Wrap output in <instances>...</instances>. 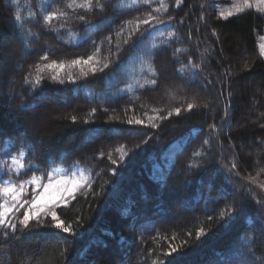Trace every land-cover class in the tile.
<instances>
[{
	"label": "trees",
	"instance_id": "trees-1",
	"mask_svg": "<svg viewBox=\"0 0 264 264\" xmlns=\"http://www.w3.org/2000/svg\"><path fill=\"white\" fill-rule=\"evenodd\" d=\"M86 3L0 0V188L87 182L68 232L0 226V264H264L263 15Z\"/></svg>",
	"mask_w": 264,
	"mask_h": 264
},
{
	"label": "rangeland",
	"instance_id": "rangeland-1",
	"mask_svg": "<svg viewBox=\"0 0 264 264\" xmlns=\"http://www.w3.org/2000/svg\"><path fill=\"white\" fill-rule=\"evenodd\" d=\"M210 1L215 2L218 14L220 16H222L221 14H223V17L230 16V15L237 14V13H241V12L236 11V7L239 6V7L243 8V6L246 2L248 4H251L252 7L244 8V10L242 12H245L248 10H253V11L263 15V17H264V11L258 10L257 5H256V0H210ZM259 7L264 8V5H260ZM261 46H264V32H263L262 36H260V38H259L260 52H261ZM56 168L50 172H46V173L44 172V173L32 175L27 180L28 183L20 184V186L18 188H16L17 192L20 193L19 203L16 201H13L10 196H4L3 194H0V205H3L5 207H12L13 205H15V207L12 208V211L7 213V215L5 217V220L7 222L6 225L12 224V222H14V221L22 220L25 212L29 213L30 218H34V217H32L33 212H39V215L51 213L54 206H57L58 204L65 203L68 200L67 198H69L70 196L79 192L80 190L84 189L87 186L86 185L87 182L85 181V178L82 179V176H80V175L73 176L71 174L69 175V174L61 171V169H56ZM33 177H35L38 180L39 186L29 183V181H31V179ZM50 177H51V183L53 185H56V182L58 180H69V179H75L79 183H78L76 191L72 195H67L65 193L64 198L63 199L58 198L56 204L47 203L50 196H56L57 195L55 189H50L49 193L45 195V200L40 201L36 205V207L33 208L31 206L32 198L34 196L39 198L40 194L44 192L43 185H47L49 183ZM22 185H23V188L21 191ZM4 186H2V187H4ZM9 186H11V185L9 184ZM68 187H71V184H69ZM21 204H23V207L20 206ZM41 208H43L44 211H40ZM6 225H4V226H6Z\"/></svg>",
	"mask_w": 264,
	"mask_h": 264
},
{
	"label": "snow or ice",
	"instance_id": "snow-or-ice-1",
	"mask_svg": "<svg viewBox=\"0 0 264 264\" xmlns=\"http://www.w3.org/2000/svg\"><path fill=\"white\" fill-rule=\"evenodd\" d=\"M181 2V0H177V5H179ZM256 5H257V8L258 10L260 11H264V8H261L259 7L260 5H264V0H256ZM69 7H71V4L69 5ZM81 7H84L86 9H89L90 8V0H89V3H86L84 5H81ZM249 7H252L251 4H248L247 2L244 4L243 8L242 7H239L237 6L236 7V11L237 12H242L244 10V8H249ZM161 8H164L165 11H167V8L165 7V5L163 4V2L161 3ZM159 9H157L158 11ZM222 15V18H223V14ZM20 17L19 15L17 16V20H19ZM53 19V15H48L45 17V21H49ZM145 24L149 23L148 20H145L144 21ZM171 35V33H170ZM260 54L262 56H264V46H261V52ZM91 59V57H89V60ZM74 63H79V61H74ZM85 63H87V61H85ZM62 67V65H61ZM189 109L192 108V105L189 104L188 105ZM179 111V110H177ZM132 121H129V124H131ZM137 124L141 123V121L137 120L136 121ZM20 157L22 158L24 156V153L21 152L20 154ZM12 163L13 164H16L17 163V160L16 158H13L12 160ZM82 179H84L82 177ZM30 184H35L37 186H39V182L38 180L33 177L31 179V181H29ZM78 181L75 180V179H69V180H58L56 182V185H53L51 183V177L49 178V183L47 185H43V188H44V192L40 194L39 198L37 197H33L32 198V203H31V206L33 208L36 207V205L40 202V201H43L45 200V195L49 193L50 189H55L57 195L56 196H50L47 203L49 204H56L57 203V199H63L64 198V194L66 193L67 195H72L76 189H77V186H78ZM71 184V187H68V185ZM22 188H23V185L21 186V191H22ZM0 194H3L4 196H10L11 199L13 201H16L19 203V200H20V193L17 192V189L15 188V186H9V184L7 182H5V186L0 188ZM21 207H23V204L20 205ZM15 207V205H13L12 207H5L3 205H0V226H4L6 225V220H5V217L7 215V213L11 212L12 211V208ZM40 211H44L43 208L40 209ZM51 211V210H50ZM39 215V212H33L32 213V217H36ZM51 216H52V219L54 221H58V216H57V213L55 211H51ZM30 219V216H29V213L28 212H25L24 213V216H23V219L20 220V224L21 225H24L25 227H27L28 225V221ZM11 228L15 229L16 225L15 224H10L9 225ZM57 228H62V230L64 232H68L69 231V228L68 227H64L62 222H57L56 225H55ZM201 234V232H197V237H199ZM173 251H175V249H173Z\"/></svg>",
	"mask_w": 264,
	"mask_h": 264
}]
</instances>
